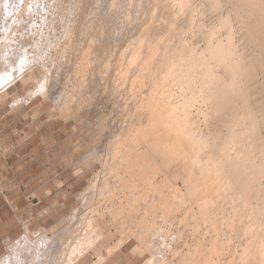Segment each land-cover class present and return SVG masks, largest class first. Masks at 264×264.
Returning <instances> with one entry per match:
<instances>
[{"label": "bare ground", "instance_id": "1", "mask_svg": "<svg viewBox=\"0 0 264 264\" xmlns=\"http://www.w3.org/2000/svg\"><path fill=\"white\" fill-rule=\"evenodd\" d=\"M30 1L0 0L3 79H35L29 96L49 99L59 113L73 105L101 113L98 92L105 101L119 96L106 80L119 65L134 95L125 110L112 103L115 116L122 108L129 118L99 150L106 177L81 190L107 202L72 221L80 228L60 242L59 264L110 239L100 264L131 239L136 255L148 254L143 264H264V0H134L135 29L110 0ZM196 15L210 25L206 17L195 24ZM153 17L165 21L152 25ZM110 110L101 124L119 113ZM26 233L7 241L0 264L49 262L53 235Z\"/></svg>", "mask_w": 264, "mask_h": 264}, {"label": "rangeland", "instance_id": "2", "mask_svg": "<svg viewBox=\"0 0 264 264\" xmlns=\"http://www.w3.org/2000/svg\"><path fill=\"white\" fill-rule=\"evenodd\" d=\"M16 1L19 2V0ZM124 1H126V3ZM127 1L128 0H114L113 3L110 0L109 4L111 3L110 5H113L112 7L114 8L112 9V7H109L111 8V11L114 12L115 10L117 15L120 14L119 17L122 20L128 21L129 28L135 29L133 22H135L136 17H138L139 14H136V9L132 8L133 5V7H135V1L129 0L128 3ZM131 1H134L132 2L133 4H131ZM33 2L34 1L31 2L28 0V5ZM117 4H121V6H119L121 8L120 11ZM124 6L126 8H124ZM127 7L129 9H127ZM126 9L128 11H126ZM132 10H134V12ZM129 11L130 14L134 13V16L128 14ZM127 14L128 17L126 16ZM131 16L134 17V20H132ZM33 17L35 18L36 16L33 15ZM205 17L206 16L196 15L195 24H200ZM146 19V14L141 13L140 21L143 22ZM205 19L203 22L206 25H210L211 18L206 17ZM158 20L157 17H153L150 18L149 23L152 25H158L165 21L164 19ZM197 20H199V22ZM34 21L35 20H32L31 22L34 23ZM134 33L136 34V31H134ZM126 35H132V32H126ZM192 36V41L199 42L200 38L198 39V35L194 34ZM141 40L142 42L144 41L143 39ZM118 52L119 51L116 53L117 55ZM121 52L122 51H120V54ZM122 53L123 55H126V52ZM120 54L118 56H120ZM115 66L111 67V71L108 72L106 80L108 85L111 83H114L113 85L117 84V95L119 94V99H111L108 92L105 93V95L108 94V97L110 98V101L107 100L109 101L107 102L105 101L106 96L104 97V95L98 92L99 100L97 101V104L101 109V113L92 112V110L86 105H83L82 107L73 105L67 111L65 110L66 113L65 111L59 113L56 104H53L49 99H45L41 95L29 96L30 90L36 85L35 79L28 78L26 81H22L17 78L10 84L8 78L6 80L3 79L2 75L4 74H1L0 82L2 81L7 84L5 85L4 83L3 85V83H0L1 86L3 85V88H0V92H3V89H5L4 92L0 94V258L8 251L7 241L13 242L16 241V239L20 240V237L22 238L21 235L29 232L26 233L29 240H35V238L37 240L38 237H44V235L45 237L50 238L53 235L52 239L55 244L54 249L59 248L60 251L55 249L54 252V249H52V255H50L48 259L50 262L52 258H55L56 262H58L55 263V259H52L50 263L59 264L60 261H63L61 260L64 257H61L62 252L65 253V247H63V249L61 248L62 250L60 249L61 243L63 244L65 242V236L72 232V230L77 231L80 228V225H78L79 223H73L76 221L80 222V217L82 218L85 215L88 216L90 213H93L95 205L97 207L101 202L102 205L107 202L104 199L98 201L94 199L93 201V199L90 198V200H88L89 197L82 198L81 196L83 195L82 192L84 190H87V193L90 192V189L89 191L87 189L89 185L95 184L96 186H99L102 181L101 179L106 177V166L104 167V164H108L109 161L102 164L101 159H99L100 157H98L99 150L108 138L121 129H119V127H122L121 125H123V123L124 125L126 124V119L129 118L124 110L126 106V108L129 107L131 102H133L131 100L134 98L133 93L129 89L128 83V79L130 80L131 76H121L123 74L122 67L119 68V65ZM117 69L118 71H116ZM114 70L116 72H114ZM119 71L122 73L119 74ZM40 74L41 73L38 72V70H35V76L39 77ZM117 75H119V77ZM120 76L123 80H126V82L119 79ZM4 86L7 87L5 88ZM23 99L26 100L21 101ZM16 100L21 102L18 103ZM104 102L110 104L108 105ZM118 102L121 103L117 104L119 110V107H122L123 105L122 108L124 110L121 108L122 113L124 112L122 114L123 116H115L117 114L120 115L121 112L118 109H114V111L118 110L119 113L115 112L113 113L114 115H111L114 118L112 117L110 119V126L107 124H101L103 122L99 119L103 113L102 110L106 107L110 110L111 105V110L114 112V105H112V103L116 105ZM126 103H129V105ZM116 118L122 119H120L121 121L118 119V121ZM115 119L116 121H114ZM98 120L101 121L98 123L101 125H98L99 127L97 130H92L93 125H95ZM116 124L120 126H117ZM93 147L98 149V152H94L96 155L93 153ZM95 173L97 176H100L101 174L102 177L96 176L97 179L96 177L93 178ZM81 198L83 200H81ZM87 201H89V203H87ZM95 201H97V203ZM72 215H74L73 217H77L73 218ZM68 219L71 221L69 222ZM62 220H64V223ZM73 220L74 222H72ZM68 222L70 224H67ZM62 223L64 225H62ZM75 225L79 227L77 228ZM53 230L56 231L54 232ZM60 234H63L62 237L64 241L61 239L62 237ZM55 235L56 237L54 238ZM108 241L106 242L112 244L114 240L110 239ZM56 244H59V246L56 247ZM106 244H101L102 246L98 245L100 251L98 248V250H90L84 257L80 258V260L78 259L74 264H97V261L99 262L98 254L103 252ZM133 245L135 246L136 242L132 239L126 242L119 251L117 250L107 258V264H143L146 261L145 259L148 258V254L145 253L141 256L136 255L132 251ZM179 246L180 248L182 247L181 244H179ZM56 254L58 255L54 257ZM49 262L47 261L45 264ZM98 264H100V262Z\"/></svg>", "mask_w": 264, "mask_h": 264}, {"label": "crops", "instance_id": "3", "mask_svg": "<svg viewBox=\"0 0 264 264\" xmlns=\"http://www.w3.org/2000/svg\"><path fill=\"white\" fill-rule=\"evenodd\" d=\"M106 260H107V259H106ZM106 260H105V261H103V263H102V264H107V262H108V261H106Z\"/></svg>", "mask_w": 264, "mask_h": 264}]
</instances>
